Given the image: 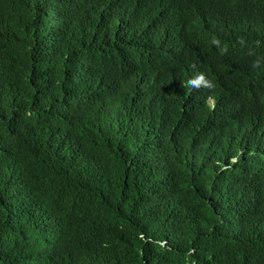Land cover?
I'll return each mask as SVG.
<instances>
[{
    "label": "trees",
    "instance_id": "1",
    "mask_svg": "<svg viewBox=\"0 0 264 264\" xmlns=\"http://www.w3.org/2000/svg\"><path fill=\"white\" fill-rule=\"evenodd\" d=\"M0 264H264V0H0Z\"/></svg>",
    "mask_w": 264,
    "mask_h": 264
},
{
    "label": "clouds",
    "instance_id": "2",
    "mask_svg": "<svg viewBox=\"0 0 264 264\" xmlns=\"http://www.w3.org/2000/svg\"><path fill=\"white\" fill-rule=\"evenodd\" d=\"M188 85L193 86L195 88H199L201 85L206 87L210 86V82H208L205 76L201 73L193 79L188 81Z\"/></svg>",
    "mask_w": 264,
    "mask_h": 264
}]
</instances>
